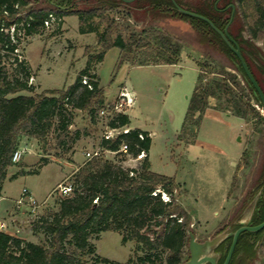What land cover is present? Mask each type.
I'll use <instances>...</instances> for the list:
<instances>
[{
    "label": "trees",
    "instance_id": "16d2710c",
    "mask_svg": "<svg viewBox=\"0 0 264 264\" xmlns=\"http://www.w3.org/2000/svg\"><path fill=\"white\" fill-rule=\"evenodd\" d=\"M92 1L94 4L89 8L74 9L73 0H0V198L7 171L13 165L11 157L19 148L21 136L43 140L54 118L62 116L67 107L85 112L93 118L104 106L105 98L98 81L81 82L82 78L90 77V61L65 89L30 96L20 94L33 92L28 84L30 75L26 63L19 59L20 41L39 35L45 28V21L53 18L54 23L58 24L63 17L77 16L81 33L94 31L92 27L84 30L91 19L104 23L105 27L97 38L99 52L91 58L96 62H101L106 52L113 47L120 51V65H176L180 61V41L154 27L143 26L138 33L124 29L125 37H120L121 27L106 14L120 7H126L131 13L129 3L122 0ZM40 2L46 3L47 7L34 8V4ZM200 2L204 6L202 10L193 12L181 9L206 18L221 32L233 10L227 33L238 45L249 72L264 95V51L255 46L258 41L264 40V0ZM219 3H222L221 7ZM150 6L187 23L196 35L197 44L205 51L207 61L198 65V78L189 100L183 131L187 126H198L209 108V98L218 102L220 110L244 121H252L255 126L263 125L264 109L261 101L237 57L217 31L205 21L178 12L169 0H153ZM238 21L242 24L245 36L241 31L234 35L230 31V27ZM214 52L223 56L236 74L224 69L216 71L211 60V53ZM12 71L23 75V79L15 75L11 78ZM202 74L222 79L213 77L211 81L202 83ZM68 125V121H59L56 128L58 138L66 136ZM108 126L110 129L128 128L129 118L124 113H117ZM150 145L149 134L138 129L118 134L111 140L102 139L100 147L104 151L119 154L120 148L125 146L127 150L123 156L136 159L143 155L139 167L125 169L99 158L86 162L73 176L72 193L55 197L57 210L36 216L31 221V232L44 234L45 244H34L0 231V264H88L82 257L94 253L90 239L104 232L118 233L122 244H137L139 251L144 254L138 259L142 264H184L189 259L188 217L175 204L177 186L174 180L150 170ZM40 161L45 163L43 165L47 163L44 158ZM234 184L233 178L230 186ZM162 195L168 200L164 201ZM257 195L247 226H256L264 221V160L260 177L249 192L242 210ZM240 214L228 227L230 235L213 250L217 257L216 264H223L232 234L242 226L239 223ZM259 244L264 246V229L240 234L229 264H254ZM95 262L113 264L104 258H95Z\"/></svg>",
    "mask_w": 264,
    "mask_h": 264
},
{
    "label": "rangeland",
    "instance_id": "374dc122",
    "mask_svg": "<svg viewBox=\"0 0 264 264\" xmlns=\"http://www.w3.org/2000/svg\"><path fill=\"white\" fill-rule=\"evenodd\" d=\"M73 1L74 9L89 8L94 4L92 0ZM152 1L134 0L128 4L131 13L126 7H120L108 11L106 15L121 27L119 35L122 39L125 37L124 29L138 33L143 26H149L179 40L182 51L176 65H120V51L116 47L109 49L101 62L93 61L91 58L99 52L98 35L105 27L97 19L89 20L84 26V30L94 28L93 32L81 33L77 16H66L58 24L43 28L39 35L20 41L19 59L26 63L30 75L28 84L33 88L32 93L22 92L21 95L65 89L90 61L88 75L93 78L84 77L81 82L98 81L105 102L93 118L85 112L67 107L62 116L54 118L49 133L41 141L20 137L19 149L23 150V154L20 161L8 169L7 178L2 184L0 220L7 221L13 205L16 211L20 210L14 202L23 188L38 203H45L37 210L36 216L55 212L57 206L53 191L59 185L72 183L77 170L88 162L85 157L87 152L99 149L101 160L111 161L125 169L139 167L141 160L123 156L122 152L101 151L100 147L108 123L107 118L100 116L99 112L106 105L118 101L117 97L124 88L131 102L128 107H123L121 113L128 115L130 127L150 134V170L174 180L177 186L175 204L188 217L189 233L199 243L219 234L226 235V238L230 235L228 227L235 222V216L240 214L249 192L260 177L264 160V124L255 126L252 121L236 118L220 110L218 102L209 98V108L198 126L190 125L183 131L189 100L198 78V65L207 59L191 27L160 9L152 8ZM176 2L181 8L193 12L204 7L200 0ZM221 5L218 4L219 7ZM41 7H47V4H34V8ZM230 31L233 35L238 31L243 32L242 24L236 22ZM255 46L264 51V40L261 39ZM211 56L216 71L224 69L236 74L223 56L216 52ZM11 74V78L15 75L23 79V75L19 76L13 71ZM213 77L222 79L202 74L201 81L206 83ZM260 113L263 114L261 110ZM60 120L68 121L69 125L66 136L58 138L56 128ZM41 158L47 161L46 165L40 161ZM233 178L235 184L231 187ZM21 210L23 214H18L19 220L15 221L16 225L11 223V229L16 226L20 231L19 236L34 244L44 245L46 237L41 232H31L36 238L28 236L30 223L36 216L31 217L24 208ZM0 224L3 231L5 223ZM223 228L225 230L218 233ZM90 243L94 253L82 257L88 264H99L95 258H104L113 264H142L138 259L144 254L137 244H122L118 233H101L98 237H92ZM254 264H264L263 244L257 248Z\"/></svg>",
    "mask_w": 264,
    "mask_h": 264
},
{
    "label": "water",
    "instance_id": "95a60500",
    "mask_svg": "<svg viewBox=\"0 0 264 264\" xmlns=\"http://www.w3.org/2000/svg\"><path fill=\"white\" fill-rule=\"evenodd\" d=\"M124 3L128 4L133 2L134 0H122ZM172 2L173 6L175 7V9L187 16L190 17H194L197 19H200L202 21H205L206 23H208L212 28L213 25L212 23L207 20L206 18L197 15L195 13H191L188 12L186 10H183L181 8H179L174 0H169ZM232 16H233V10L229 19L228 24L226 25V27L224 28L223 32L215 29L217 31V33L223 38V40L226 42V44L228 45V47L230 48V50L235 54V56L237 57L238 61L240 62V65L247 77V79L249 80V82L251 83L252 87L254 88V90L256 91L261 104L263 106L264 109V95L261 92L259 86L257 85L256 81L254 80L253 76L251 75V73L249 72L247 65L245 63V61L243 60L239 47L238 45L233 41V39L228 35L227 33V29L228 26L230 25L231 21H232ZM258 199V195L253 199V201L251 202V204L245 209L244 213L242 214L239 223L242 225L240 228H238L233 234H232V240H231V244L230 247L228 249L226 258L223 262V264H229V261L231 259V256L233 254L237 239L239 237L240 234L244 233V232H248V233H254V232H259L262 229H264V221L262 223H260L259 225L256 226H247L246 222L248 221V219L250 218L255 204L257 202ZM226 238V235L223 234H219L216 237L212 238L209 241H205L203 243H199L195 241L194 236L189 233V243H188V252H189V259L184 263V264H204L206 262L210 263V264H215V261L212 257L209 256V254L211 252H213V250L218 246L219 243H221L224 239Z\"/></svg>",
    "mask_w": 264,
    "mask_h": 264
},
{
    "label": "built area",
    "instance_id": "2783aa9c",
    "mask_svg": "<svg viewBox=\"0 0 264 264\" xmlns=\"http://www.w3.org/2000/svg\"><path fill=\"white\" fill-rule=\"evenodd\" d=\"M54 23V19L50 18L49 20L44 22V27H48L49 25ZM83 84H86V82H83ZM118 101L112 103L111 105H106L103 109L100 110L99 115L104 116L107 118V123L112 120V117L117 114L121 113L123 107H128L131 100L128 98L127 93L122 90L118 95ZM129 129L127 127L121 128V129H110L108 124L105 128V131L103 133L102 139L104 140H111L114 139L118 134H126L128 133ZM99 150V149H97ZM93 151L92 153H85V157L88 161H90L93 158H100L101 153L100 151ZM126 147L122 146L119 150V152H122L123 154H126ZM101 151H103L101 149ZM108 152V151H107ZM110 153V152H109ZM23 154V150L17 149L12 157L11 162L12 164H17L20 161V158ZM143 155L138 156V160L142 158ZM73 188L71 183H67L66 185H59L54 191L53 195L54 197H60V196H68L72 193ZM164 201H167L166 197H162ZM45 203H38L34 197L31 195V193L23 188L21 190V193L19 195V198L16 200L15 205L17 209H26L28 214H30L31 217H35L37 214V210ZM3 225L0 224V231L2 229Z\"/></svg>",
    "mask_w": 264,
    "mask_h": 264
},
{
    "label": "crops",
    "instance_id": "0c3cea01",
    "mask_svg": "<svg viewBox=\"0 0 264 264\" xmlns=\"http://www.w3.org/2000/svg\"><path fill=\"white\" fill-rule=\"evenodd\" d=\"M124 89V88H123ZM122 89V90H123ZM128 116V115H127ZM129 118V117H128ZM129 123H130V121H129ZM128 129L129 130H133L134 128H132V127H130V124H129V126H128ZM139 130V129H138ZM142 131V130H141ZM148 133V132H147ZM149 134V133H148ZM149 136H150V134H149ZM151 137V136H150ZM48 165V164H47ZM43 167V166H42ZM41 169H43V168H41ZM1 199H2V195H1V198H0V201H1ZM17 200V199H16ZM15 200V201H16ZM14 204H15V202H14ZM13 211L12 212H8L9 214H8V218H7V221H3V220H0V222H3V223H5V229L3 230V232H6V233H8V234H10V235H12V236H15V237H18V238H20V239H22V240H25V241H28L27 239H25V238H22L21 236H19L20 235V231H19V229H18V227H16V226H14V228H12L11 229V223H13V225H16L15 224V221H17V220H19V216H18V214H20V213H22L23 214V212H22V210L20 211H16L15 210V207H14V205H13V209H12ZM15 211V212H14ZM25 212H27L26 211V209L24 210ZM29 231V230H28ZM16 234H18V235H16ZM28 236H31V237H33V238H36V237H34L33 235H32V233H31V231H29L28 232ZM29 242V241H28Z\"/></svg>",
    "mask_w": 264,
    "mask_h": 264
},
{
    "label": "flooded vegetation",
    "instance_id": "af4514ba",
    "mask_svg": "<svg viewBox=\"0 0 264 264\" xmlns=\"http://www.w3.org/2000/svg\"><path fill=\"white\" fill-rule=\"evenodd\" d=\"M249 219H250V218H249ZM249 219H248V221L246 222V224L249 222ZM209 256L212 257V258L214 259L215 264H216V262H217V257H216V255H215L214 251L211 252V253L209 254ZM204 264H210V263L206 262V263H204Z\"/></svg>",
    "mask_w": 264,
    "mask_h": 264
}]
</instances>
